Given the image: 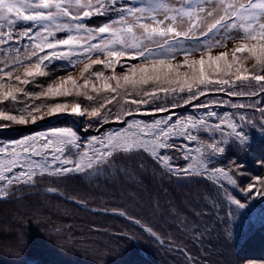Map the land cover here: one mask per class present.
<instances>
[{
  "label": "trees",
  "instance_id": "obj_1",
  "mask_svg": "<svg viewBox=\"0 0 264 264\" xmlns=\"http://www.w3.org/2000/svg\"><path fill=\"white\" fill-rule=\"evenodd\" d=\"M126 2L141 6L119 0L120 4ZM115 15L93 16L86 23L97 27ZM15 27L19 31L23 25ZM66 36L61 32L56 38ZM3 57L0 53V60ZM251 64L249 61L246 66L251 68ZM82 67L80 64L69 70L66 61L57 60L45 68L46 76L29 78L32 82L24 86L25 90L39 94L69 71L82 83ZM97 70L111 74L99 65L91 71ZM116 71L122 69L117 66ZM22 74V68L15 72L13 82L15 75L23 78ZM96 83L99 86L98 80ZM228 91L245 94L210 92L187 104L185 95H168L145 107H167L173 121L203 117L215 125L230 119L236 131L242 132V139L229 135L231 130L225 126L223 135L221 131L199 130L198 140L204 144L222 141L223 153L215 154L208 167L224 168L235 183L207 174L176 175L144 151L115 153L94 171L37 175L31 184L14 183L8 189L9 195L0 198V264H264V91L255 82L251 86L236 82ZM249 92L256 94L248 95ZM109 95L101 93L94 101L84 96L35 99L21 95L19 103L0 104V110L19 115L26 104L30 108L44 105L42 113L47 105L74 102L91 108ZM129 107L136 106L118 96L107 105L111 112L104 110L103 122L88 115L82 119L72 115L53 127L26 131L12 127L49 124L65 113L45 116L27 125L0 121V145L67 130L75 133L81 148L68 146L65 156L78 161L84 146L94 139H102L106 132L125 130L126 124L115 122L114 117ZM208 112L216 116L208 117ZM168 115H135L124 120L151 122ZM108 123L115 124L105 127ZM170 142L177 145L176 150L167 153L172 165L195 167V153L190 154L193 159H185V153L179 150L185 141L177 138ZM252 185L255 187L249 192ZM232 200L240 201L244 207L237 208Z\"/></svg>",
  "mask_w": 264,
  "mask_h": 264
},
{
  "label": "snow or ice",
  "instance_id": "obj_2",
  "mask_svg": "<svg viewBox=\"0 0 264 264\" xmlns=\"http://www.w3.org/2000/svg\"><path fill=\"white\" fill-rule=\"evenodd\" d=\"M111 13L116 14L115 18L103 25L90 27L86 23L93 16ZM17 24L23 25L22 30H16ZM61 32L67 33L66 38L57 39ZM230 41L234 43L229 49ZM214 49L223 51L214 54ZM0 53L4 54L0 60V104L19 103L21 95L35 99L84 96L94 101L101 93L110 94L91 108L74 102L47 105L42 113L44 105L30 108L26 104L19 115L0 110V121L35 124L45 116L70 112L103 122L104 110L110 113L107 105L118 96L126 104L136 106L122 108L114 117L115 122L126 124L125 130L94 139L84 146L78 161L65 156L68 146L81 148L75 133L67 130L0 145V198L9 195L8 189L14 183L31 184L37 175L83 172L107 162L115 153L137 151L150 154L176 175L207 174L235 183L224 168L208 167L215 154L223 153L222 141L204 144L198 140L199 130L221 131L223 135L225 126L231 130L229 135L242 139V132L236 131L230 119L215 125L203 117L173 121L169 108L145 106L168 95H185L186 104L210 92L244 95L228 91L236 82L248 86L255 82L264 91V0H148L142 6L120 4L119 0H0ZM57 60L66 61L69 70L83 64V82L69 71L39 94L28 93L24 86L32 82L29 78L46 76L45 68ZM249 61L251 68L246 66ZM97 65L111 74L106 75L104 70L92 72ZM117 66L122 69L119 73ZM21 68L23 78L15 75L13 82V74ZM162 113L169 115L151 122L124 120ZM207 116L215 117L216 113L208 112ZM177 138L185 141L179 145L185 159H193L190 154L195 153V167L172 165L167 153L177 149L170 142ZM193 143L197 147L191 148ZM17 168L19 172L15 171ZM254 187L249 186L248 191ZM232 203L237 208L244 207L238 200Z\"/></svg>",
  "mask_w": 264,
  "mask_h": 264
},
{
  "label": "water",
  "instance_id": "obj_3",
  "mask_svg": "<svg viewBox=\"0 0 264 264\" xmlns=\"http://www.w3.org/2000/svg\"><path fill=\"white\" fill-rule=\"evenodd\" d=\"M73 114H65L60 116L59 118H57L54 122L49 123V124H38V125H29V126H23V127H19V126H14L12 128L14 129H19V130H30V129H37V128H49V127H53L56 123H58L59 121L65 119V118H69L70 116H72ZM77 116V115H76ZM82 121L79 123V126L81 125ZM115 124V123H108L105 125V127H109L110 125ZM149 234H151L150 232H148Z\"/></svg>",
  "mask_w": 264,
  "mask_h": 264
},
{
  "label": "rangeland",
  "instance_id": "obj_4",
  "mask_svg": "<svg viewBox=\"0 0 264 264\" xmlns=\"http://www.w3.org/2000/svg\"><path fill=\"white\" fill-rule=\"evenodd\" d=\"M129 1H132V2H137V3H139L141 6L142 5H144V4H146L147 2H148V0H129ZM171 2L172 3H175V0H171ZM234 42H232V41H230L229 43H228V47H229V49L232 47V44H233ZM220 51H223V49H214L213 50V53H218V52H220ZM70 113V112H69ZM69 113H65V114H69ZM65 114H63V115H65ZM62 116V115H61ZM60 117V116H59ZM58 117V118H59ZM79 117H81V116H79ZM112 132H106L104 135H103V137H105V136H107V135H109V134H111ZM102 137V138H103ZM196 145V144H195ZM37 147H39V144L37 145ZM102 165L103 164H99V165H94L93 166V168H91V169H89L90 171H94V170H96L98 167H102ZM70 166V165H69ZM0 183H2V182H0Z\"/></svg>",
  "mask_w": 264,
  "mask_h": 264
}]
</instances>
